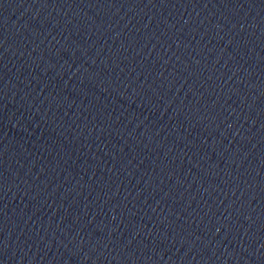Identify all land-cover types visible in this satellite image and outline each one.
<instances>
[{"label":"water","instance_id":"1","mask_svg":"<svg viewBox=\"0 0 264 264\" xmlns=\"http://www.w3.org/2000/svg\"><path fill=\"white\" fill-rule=\"evenodd\" d=\"M0 264H264V0H0Z\"/></svg>","mask_w":264,"mask_h":264}]
</instances>
